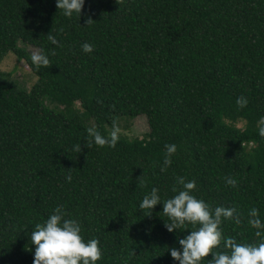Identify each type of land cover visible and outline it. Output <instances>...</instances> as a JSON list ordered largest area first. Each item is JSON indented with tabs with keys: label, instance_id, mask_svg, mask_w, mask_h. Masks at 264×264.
<instances>
[{
	"label": "trees",
	"instance_id": "obj_1",
	"mask_svg": "<svg viewBox=\"0 0 264 264\" xmlns=\"http://www.w3.org/2000/svg\"><path fill=\"white\" fill-rule=\"evenodd\" d=\"M28 46L50 64L34 65ZM9 52L36 81L0 73V264H33L31 232L58 205L99 239L97 264H179L168 249L193 226L169 232L162 202L139 208L154 186L175 195L178 176L213 209L235 208L225 238L261 241L249 221L252 208L264 221V0H85L71 17L56 0H0V61ZM140 116L149 131L115 147L87 131Z\"/></svg>",
	"mask_w": 264,
	"mask_h": 264
},
{
	"label": "clouds",
	"instance_id": "obj_2",
	"mask_svg": "<svg viewBox=\"0 0 264 264\" xmlns=\"http://www.w3.org/2000/svg\"><path fill=\"white\" fill-rule=\"evenodd\" d=\"M85 0H56L59 10L71 17L73 13L80 16ZM92 20L89 19L87 23ZM53 44L58 43L55 36L48 35ZM85 52L92 51V44L85 42L82 45ZM34 65L47 66L50 64L48 54L43 49L34 51L31 55ZM237 105L243 107L248 100L244 96L237 97ZM91 140L99 146L109 145L115 147L120 128L115 123L111 132L105 136L95 128L87 129ZM259 134L264 136V127L259 129ZM81 152V145L74 146ZM166 155L163 159L161 170H165L172 163V156L177 151V145L170 143L165 145ZM71 180V176L67 177ZM176 183L182 187L172 197L162 200L160 190L152 187L151 191L144 195L139 203L140 209H149L152 212L154 206L163 203L165 213L170 223H165L167 230L172 232L181 226L187 229V225L193 227L191 231L178 239L181 247H170L168 251L179 264H264V221L258 215V209L250 210L249 223L258 230L256 236L261 237L258 244L238 243L233 237H224L220 227L222 219L232 218L235 208L217 206L214 209L202 198H198L195 179L186 180L183 176L176 178ZM227 184L235 186L237 180L228 177ZM150 215V214H149ZM31 242L35 245L33 264H97L102 258V248L98 238L85 239L82 235V226L78 219L68 217L64 205H58L43 223H37L31 232ZM223 242V247L230 251L215 250ZM211 253L210 259H205Z\"/></svg>",
	"mask_w": 264,
	"mask_h": 264
},
{
	"label": "rangeland",
	"instance_id": "obj_3",
	"mask_svg": "<svg viewBox=\"0 0 264 264\" xmlns=\"http://www.w3.org/2000/svg\"><path fill=\"white\" fill-rule=\"evenodd\" d=\"M26 49L30 55L38 50L33 46H28ZM0 73L8 75L9 79L18 81L23 85L22 87L25 86L27 89H30L36 81V77L32 73L30 66L25 61L18 59L13 52L6 54L0 61ZM116 125L120 128L119 134L126 135L130 138H142L144 134L149 131L147 118L145 116H140L126 122L120 120ZM238 126L242 127L243 123L238 124Z\"/></svg>",
	"mask_w": 264,
	"mask_h": 264
}]
</instances>
